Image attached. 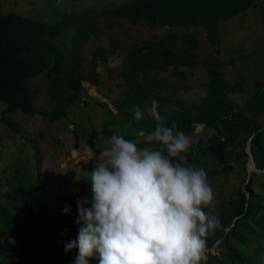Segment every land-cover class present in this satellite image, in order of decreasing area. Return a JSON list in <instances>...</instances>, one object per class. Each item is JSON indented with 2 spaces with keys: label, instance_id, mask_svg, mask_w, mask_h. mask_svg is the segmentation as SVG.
Instances as JSON below:
<instances>
[{
  "label": "trees",
  "instance_id": "obj_1",
  "mask_svg": "<svg viewBox=\"0 0 264 264\" xmlns=\"http://www.w3.org/2000/svg\"><path fill=\"white\" fill-rule=\"evenodd\" d=\"M259 1L133 0L113 8L86 7L73 12L54 7V12L60 17L52 20L32 18L15 11L4 12L0 0V100L7 102L2 120L10 129L22 133L19 123L7 118L8 112L22 110L28 115L38 114L54 121L68 117L71 107L74 110L80 104L88 105L91 96L83 82L101 86L99 67L108 65L111 57L122 54L124 59L120 66L112 70H118L117 76L124 79V91L119 99H115L111 106L107 101L101 102L92 97L106 110L108 119L102 130L107 138L120 135L111 128L118 123H127L136 127L137 131H151L156 122L145 109L155 99L166 124L175 121L179 130L191 132L197 124H203L213 131L210 143L202 150L217 157L225 171L233 168L229 160L231 155L237 161L244 159L243 163L247 164L250 138L256 167L264 170V125L248 116L249 113L264 115V83H261L264 80L256 81V88L244 105L231 102L228 96L242 92L246 80H227L222 71L225 63L218 59L198 60L197 49L201 42L190 29L205 28L211 44L219 46L222 24ZM143 23L151 27L160 24L185 28L184 42L177 33H167L132 46H122L117 38L111 36L108 47L97 46L90 57L84 53L87 42L92 38L101 39L107 31L124 24L140 26ZM215 51L220 54L219 49ZM199 67H206L209 74L208 80L203 83L207 95L202 102L169 97L160 90L167 87L170 93L177 95L182 87L185 88L183 84L190 71L188 69ZM43 73L54 77L50 89L51 100L55 103L52 109L39 108L32 90V79ZM132 105H137L144 112L140 121L133 119ZM168 108L170 111H167ZM74 134L77 145L95 146L102 140L97 132L83 123L76 124ZM242 134L244 137L237 142ZM124 137L136 138L135 135ZM195 150L189 147L184 154L187 164L195 165ZM236 150L238 152L235 153ZM42 162V157L36 154V174L33 178L24 176L26 167L14 163V177L11 180L6 177L0 179V252L18 249L10 238H19L22 239L21 247L32 242L49 245L61 257L63 264H70L77 249L66 253L64 243L77 237V229L68 221L70 218L67 215L65 218L71 226L65 228V218L52 215L42 203L48 194ZM77 174L78 171L71 169L65 182L76 184ZM258 176L264 177V172L252 173L248 183L239 188L238 197L230 199L228 205L222 207L219 218L221 228L206 237L207 257L202 264H264V196L254 188ZM261 186L264 187V184ZM12 201L21 202L19 204L27 213L36 214L47 233L40 236L23 233L15 210L9 206ZM218 241L222 248L220 254L207 251ZM2 261L1 258V264ZM89 261L90 264H98V257H91Z\"/></svg>",
  "mask_w": 264,
  "mask_h": 264
},
{
  "label": "rangeland",
  "instance_id": "obj_2",
  "mask_svg": "<svg viewBox=\"0 0 264 264\" xmlns=\"http://www.w3.org/2000/svg\"><path fill=\"white\" fill-rule=\"evenodd\" d=\"M131 1L133 0H1V4L4 12L15 11L32 18L57 20L60 14L54 12V7L60 8L59 10L73 12L86 7L113 8ZM190 29L201 42V46L197 49L199 53L198 60L218 59L220 62L225 63L222 71L227 80L232 82L242 78L246 80L242 92L228 96L231 102L244 105L247 97L255 90L256 81L264 80V0H260L247 11L237 14L234 18L222 24L223 33L219 46L211 44L207 38L205 28L191 27ZM185 30V28H171L160 24L153 27L146 23L140 26L124 24L107 31L101 36V39L92 38L87 42L84 53L90 57L97 46L108 47L111 36L117 38L122 46H132L144 39L159 37L167 33H177L181 42H184L183 34ZM216 48L220 50V54L216 53ZM123 59L122 54L114 56L109 59L108 65L99 67L102 74L101 86H95L88 81L83 82L91 98H88V105L80 104L79 108L74 110L71 107L68 117L54 121L38 114L28 115L22 110L8 112L6 114L7 118L19 123L22 133L14 131L7 124H4L2 118L7 102L0 100V179L6 177L8 180L14 177V163H17L20 167H26L24 176L33 178L36 174V154L40 155L43 161V174L47 180L46 193H48L42 203L51 211L52 215L64 218L66 215L69 216L70 220L68 219V221L72 222V225L77 229V233L80 227L74 222L79 218L77 200L90 195V184L86 182V172L91 171L95 163L93 159L96 156V149L100 146L105 147L106 141L109 139L102 130L108 119L107 114H105L106 110L97 104L94 99H99L101 102L107 101L111 106L115 99H119L124 91V79L117 76L119 74L118 70H112L119 67ZM87 67L88 64H86ZM184 70L187 71V68H184ZM188 70L190 71L187 73V77L184 78L183 85L185 88L182 87L177 95L170 93V89L167 87L160 90L166 92L169 97L181 98L187 102H202L207 95L203 83L209 78L208 69L199 67ZM158 77L161 78L162 75L159 74ZM53 80L54 77L47 73L32 79V90L36 94V105L41 109H52L55 104L50 97ZM167 111H170V109L168 108ZM248 116L264 125L263 114L249 113ZM110 119L113 120L114 118L110 117ZM77 123H83L86 127L97 132L102 138L100 143L95 146L84 145L85 143L79 144L80 146L77 145L74 134ZM111 128L123 136H134L137 131L136 127H132L127 123L113 124ZM183 132L191 140L190 147L196 148L197 159L195 165L206 170L209 183L213 189L214 205L210 209H205V211H210L220 218L222 207L228 205L230 199L237 198L239 188L245 186L248 179L250 180L248 173L249 160L245 165L243 163L244 159L237 161L231 155L229 160L233 168L225 171L223 169L224 165L219 164L217 157L202 150L210 143L213 135L211 129H207L203 124H197L192 132ZM243 137L242 134L237 142ZM134 139L136 138L134 137ZM248 145H250V142L247 143ZM71 169L75 172L78 171L75 178V180H78L76 184L75 182H65L66 174ZM254 172H264V170H253L252 173ZM254 183L257 192L264 196V187L261 186V184H264V177H256ZM3 201L5 200L3 199ZM19 203L21 202L12 201L9 206L15 210L23 233L39 236L47 233L44 223L38 220L37 215L27 213ZM65 205L69 206L67 213L62 211ZM63 226L67 229L71 226L67 222V218H65ZM10 240H13V244L18 246V249L10 252H0V259L3 260L2 264H63L61 257L56 255L47 244L32 242L21 247L22 239L11 237ZM218 244L219 241L207 251L220 254L222 248ZM205 257H207L206 252Z\"/></svg>",
  "mask_w": 264,
  "mask_h": 264
},
{
  "label": "clouds",
  "instance_id": "obj_3",
  "mask_svg": "<svg viewBox=\"0 0 264 264\" xmlns=\"http://www.w3.org/2000/svg\"><path fill=\"white\" fill-rule=\"evenodd\" d=\"M145 111L154 128L136 131V139L112 135L86 172L90 195L77 200V237L64 243L66 253L77 249L70 264L91 257L98 264H202L206 237L221 228L205 211L214 205L206 170L185 162L189 136L164 122L155 99ZM143 115L132 105L133 119Z\"/></svg>",
  "mask_w": 264,
  "mask_h": 264
},
{
  "label": "water",
  "instance_id": "obj_4",
  "mask_svg": "<svg viewBox=\"0 0 264 264\" xmlns=\"http://www.w3.org/2000/svg\"><path fill=\"white\" fill-rule=\"evenodd\" d=\"M250 141H251V139L249 140V142ZM247 152H248V155H249L248 173H249V178H250L253 170H259V169L256 167V164L254 162V157H253L250 145L247 146ZM248 181H249V179H248Z\"/></svg>",
  "mask_w": 264,
  "mask_h": 264
}]
</instances>
